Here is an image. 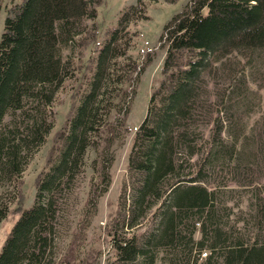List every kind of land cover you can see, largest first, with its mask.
I'll return each mask as SVG.
<instances>
[{
  "label": "trees",
  "instance_id": "trees-1",
  "mask_svg": "<svg viewBox=\"0 0 264 264\" xmlns=\"http://www.w3.org/2000/svg\"><path fill=\"white\" fill-rule=\"evenodd\" d=\"M102 1L22 0L7 8L0 34V222L16 218L1 240L0 264H94L99 253L87 234L111 183L113 149L128 132L134 82L151 59L149 51L142 60L130 53L139 22L149 19L146 2L123 10L98 43ZM158 44L159 77L101 227L110 261L264 264L259 231L246 237L230 224L231 207L218 193L229 173H245L241 184H250L252 163L264 154V105L252 127L240 113L260 79L244 66L264 51V0H189L164 24ZM90 45L95 55L85 58ZM66 91L68 108L55 127L54 105ZM48 141L25 206L23 172ZM89 150L92 175L79 204ZM255 194L264 215V199Z\"/></svg>",
  "mask_w": 264,
  "mask_h": 264
},
{
  "label": "rangeland",
  "instance_id": "rangeland-1",
  "mask_svg": "<svg viewBox=\"0 0 264 264\" xmlns=\"http://www.w3.org/2000/svg\"><path fill=\"white\" fill-rule=\"evenodd\" d=\"M22 0H0V34L3 28L4 18L7 8L12 4H17ZM137 0H103L97 7L95 22L97 24V42L102 43L106 38V30L114 28L117 24L119 14L127 9ZM147 4V13L149 19L139 22L137 29L139 31L135 43L131 47V55L138 60L143 59L144 51H149L151 59L145 65L144 69L138 74L137 80L134 82L135 95L132 100L131 109L127 117L126 133L123 142L116 145L114 151V161L111 166V183L108 190L100 198L98 202L97 213L91 221V226L87 234V242L99 247V253L94 264H113L110 261V250L106 240H102L101 227L107 219L108 212L115 207V201L120 190L121 182L125 176L127 169V153L132 140L133 132L141 122L145 115L147 102L151 90L157 83L159 77V69L161 66L164 50L159 47L158 37L162 31L164 24L177 12H179L189 0H176L168 3L164 0H144ZM93 57L95 55L94 46L90 45L84 49V57ZM88 62V60H87ZM238 67L240 65L238 64ZM244 71L250 75H260L259 82L252 84L251 91L244 100L240 113L242 114L243 123L247 127H252V124L258 118L260 111L264 105V51H259L255 54V59L252 63L244 66ZM69 92L60 93L57 97V103L54 105L55 127H58L63 121V115L68 108ZM49 141L42 145L34 154L23 172V190L26 195L24 205L28 206L33 197L34 187L33 179L37 171L44 165L46 149ZM250 148L252 143L249 144ZM248 147V149H250ZM94 156V151L89 150L87 154V162L85 171L80 177L78 201L79 204L85 203L86 191L92 171L88 165L90 159ZM251 168L254 173L250 184L242 185L241 180L244 179L245 173H229L226 180V185L218 190L221 199L231 207L230 215L227 221L230 224L240 226L245 232L244 235L253 238L256 229L259 231V240H264V215L257 211L256 194L260 192V197L264 199V154L259 155ZM221 178V174L217 179ZM258 200V198H257ZM78 218L73 212L69 216ZM16 216H8L0 222V244L6 231L11 226L12 221ZM65 218L61 217L60 222L64 224ZM257 221V223H256ZM143 228L140 229L142 231ZM199 236V232H195V237ZM250 238V239H251ZM58 241V249L63 246ZM61 242V243H60ZM60 244V245H59ZM125 264H140V260L136 259L133 262ZM154 264H159L157 260Z\"/></svg>",
  "mask_w": 264,
  "mask_h": 264
},
{
  "label": "built area",
  "instance_id": "built-area-1",
  "mask_svg": "<svg viewBox=\"0 0 264 264\" xmlns=\"http://www.w3.org/2000/svg\"><path fill=\"white\" fill-rule=\"evenodd\" d=\"M202 255H205V252H203Z\"/></svg>",
  "mask_w": 264,
  "mask_h": 264
}]
</instances>
